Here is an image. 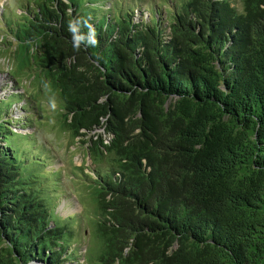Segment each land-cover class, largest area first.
<instances>
[{"label": "trees", "instance_id": "16d2710c", "mask_svg": "<svg viewBox=\"0 0 264 264\" xmlns=\"http://www.w3.org/2000/svg\"><path fill=\"white\" fill-rule=\"evenodd\" d=\"M124 5L8 0L0 17V42L52 80L92 160L75 174L93 197L84 255L264 264V0H172L165 20ZM18 100L0 121V264H78V215L56 209L63 173L35 132L14 130Z\"/></svg>", "mask_w": 264, "mask_h": 264}, {"label": "rangeland", "instance_id": "374dc122", "mask_svg": "<svg viewBox=\"0 0 264 264\" xmlns=\"http://www.w3.org/2000/svg\"><path fill=\"white\" fill-rule=\"evenodd\" d=\"M232 1L240 7V0ZM171 2L172 0H122V3L126 4L124 7L130 5L134 8V15L138 20L142 17H147V19L150 17L147 10L149 6L161 9L159 17H163L165 20L167 16L165 10L173 11ZM7 3L8 0H0V17L4 13ZM161 4H164V6H161ZM20 12L18 10V13ZM2 34L1 27L0 41L2 40ZM4 45H7V47H4ZM11 45L0 42V98L9 97V99L0 102V121L7 118L5 110L9 107V104L20 98L19 95L23 94L25 98L29 96L34 102L36 108L34 114L33 111L27 114L26 111L21 112L18 109L24 105L23 102L25 103V100L19 99L18 106L14 104L11 107V113H9L11 116L8 118L9 120L11 118L15 119V124L11 125L16 132H35L38 143L44 145V147L46 146V149L43 148V150H48L49 157L53 160L50 167L54 169L61 168L63 176L61 177L60 191H62V195L57 200L56 209L63 216L78 215L75 221L81 225L78 227L75 239H79L80 252L82 253L78 264H92L94 261L88 259L89 254L86 253L87 256L84 254L93 245H96L90 232L91 228L95 226V218L92 212L93 197L87 185L75 176L76 173H80L77 167L82 165L91 167L92 160L86 145L81 142L82 139L76 137L67 125L62 111V100L56 97L57 93L54 91L52 80L45 81L36 68H30L25 64L26 52L20 44L14 46L12 43ZM13 93L18 95H12ZM25 117L28 119L27 124L32 126L23 129L19 127L23 123H20L18 119ZM89 169H85L84 172L89 173ZM52 215L55 216L53 213Z\"/></svg>", "mask_w": 264, "mask_h": 264}, {"label": "clouds", "instance_id": "9594fccd", "mask_svg": "<svg viewBox=\"0 0 264 264\" xmlns=\"http://www.w3.org/2000/svg\"><path fill=\"white\" fill-rule=\"evenodd\" d=\"M69 30L72 31L73 33H75L76 28L74 25H72L71 23L69 24ZM80 39H82V37L79 36H74V40L79 41ZM92 44H95V39L92 38L90 41Z\"/></svg>", "mask_w": 264, "mask_h": 264}]
</instances>
